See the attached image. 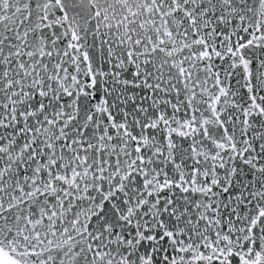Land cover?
I'll use <instances>...</instances> for the list:
<instances>
[{
  "label": "snow or ice",
  "instance_id": "obj_1",
  "mask_svg": "<svg viewBox=\"0 0 264 264\" xmlns=\"http://www.w3.org/2000/svg\"><path fill=\"white\" fill-rule=\"evenodd\" d=\"M0 264H264V0H0Z\"/></svg>",
  "mask_w": 264,
  "mask_h": 264
}]
</instances>
